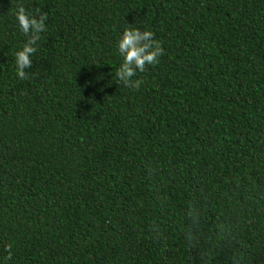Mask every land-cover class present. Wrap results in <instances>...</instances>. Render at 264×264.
Segmentation results:
<instances>
[{
    "label": "trees",
    "instance_id": "trees-1",
    "mask_svg": "<svg viewBox=\"0 0 264 264\" xmlns=\"http://www.w3.org/2000/svg\"><path fill=\"white\" fill-rule=\"evenodd\" d=\"M0 264H264V0H0Z\"/></svg>",
    "mask_w": 264,
    "mask_h": 264
},
{
    "label": "clouds",
    "instance_id": "clouds-1",
    "mask_svg": "<svg viewBox=\"0 0 264 264\" xmlns=\"http://www.w3.org/2000/svg\"><path fill=\"white\" fill-rule=\"evenodd\" d=\"M13 14L20 31L27 35V41L14 52L16 75L25 78L27 73L24 69L32 64L30 54L36 52L41 30L46 29L47 14L44 12L34 14L25 7L23 2H17ZM117 50L122 57L115 72L117 81L122 80L125 85L131 83L135 87H139L142 81L131 78L137 72H143L146 64L158 63V57L163 52L160 42L154 38L151 30H141L136 27H126L123 30L117 42ZM8 254L10 258L11 252Z\"/></svg>",
    "mask_w": 264,
    "mask_h": 264
}]
</instances>
